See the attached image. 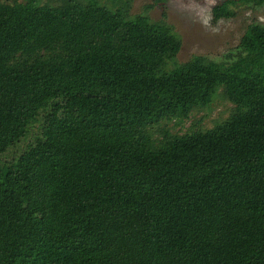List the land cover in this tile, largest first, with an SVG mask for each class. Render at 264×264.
<instances>
[{
    "label": "trees",
    "instance_id": "1",
    "mask_svg": "<svg viewBox=\"0 0 264 264\" xmlns=\"http://www.w3.org/2000/svg\"><path fill=\"white\" fill-rule=\"evenodd\" d=\"M167 1L0 0V264H264V26L174 64ZM216 94L223 122L152 139Z\"/></svg>",
    "mask_w": 264,
    "mask_h": 264
},
{
    "label": "rangeland",
    "instance_id": "2",
    "mask_svg": "<svg viewBox=\"0 0 264 264\" xmlns=\"http://www.w3.org/2000/svg\"><path fill=\"white\" fill-rule=\"evenodd\" d=\"M220 1L222 0H168L163 8L154 7L146 12L151 21L163 20L179 37L180 49L174 58V64L184 63L193 57L228 64L241 54L238 40L246 26L251 23L264 26V4L259 7H238L234 17L211 22L210 9ZM150 3L151 0H131L129 14L142 13L143 8ZM172 67L173 64L168 63L167 68ZM230 110L231 105L216 94L207 107L192 110L186 119L161 123L152 130V139L159 138V128L166 129L172 135L208 130L223 122Z\"/></svg>",
    "mask_w": 264,
    "mask_h": 264
}]
</instances>
